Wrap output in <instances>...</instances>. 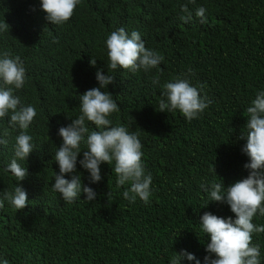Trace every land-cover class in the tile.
I'll return each mask as SVG.
<instances>
[{"label": "trees", "instance_id": "16d2710c", "mask_svg": "<svg viewBox=\"0 0 264 264\" xmlns=\"http://www.w3.org/2000/svg\"><path fill=\"white\" fill-rule=\"evenodd\" d=\"M182 3L187 0H82L70 21L57 26L44 19L38 0H0V22L9 24L0 48L23 59L28 83L18 94L38 113L30 129L36 148L21 182L30 202L17 213L7 204L0 209V255L10 264H170L181 249L203 257L199 215H231L215 204L200 209L207 196L199 185L222 179L227 186L247 175L244 142L236 138L247 106L264 88V0H195L188 7L207 9L203 25L195 16L191 23L180 21ZM119 28L139 31L146 47L164 55L161 83L186 76L213 103L188 122L178 112L155 108L161 96L151 83L156 70L117 71L116 86H109L120 108L113 120L139 132L154 195L148 204L124 199L126 186H117L105 164L103 180L90 185L96 200L82 194L68 204L51 190L58 172L53 156L61 143L57 130L79 115V94L97 86L96 70L107 74L104 39ZM6 128L7 121H0V133ZM12 154L10 139L0 146V191L14 183L4 171ZM254 222L264 224V217ZM253 243L264 256V233Z\"/></svg>", "mask_w": 264, "mask_h": 264}, {"label": "clouds", "instance_id": "9594fccd", "mask_svg": "<svg viewBox=\"0 0 264 264\" xmlns=\"http://www.w3.org/2000/svg\"><path fill=\"white\" fill-rule=\"evenodd\" d=\"M38 2L47 22L63 26L74 16L82 0ZM194 3L195 0H187V3L180 4L183 13L179 16L180 21L188 24L195 16L200 24H207V9L200 6L193 12L188 5ZM8 31L9 24L0 22V36ZM104 47L107 74L103 68L96 70L97 86L79 94V115L67 117L70 123L58 127L61 143L56 146L53 156L58 172L53 177L51 190L68 204L82 199V194L83 199L94 202L97 192L90 185L103 180L102 165L107 164L116 174L117 186H126L122 193L124 199L131 203L139 199L148 204L154 195L153 176L142 159L140 134L113 120L114 114L120 111L109 91L110 85L116 86L115 73L126 70L147 74L156 70L151 83L161 88V96L155 108L166 114L178 112L188 122L200 119L213 100L183 75L161 83L160 65L165 57L160 51L146 47L139 31L116 29L105 37ZM96 61L91 57L90 66L95 67ZM27 83L23 59L10 49L0 48V121H7V128L0 133V146H7L11 139L13 154L4 165V171L14 180L8 189L0 191V209L7 204L16 213L30 202L21 182L29 176L24 164L36 148L30 129L36 121L37 109L32 104L23 103L18 94ZM246 113L243 131L240 130L236 142H244L240 145V152L247 158L242 166L247 175L227 186L222 179L220 182L201 181L199 185L207 196L205 206L200 209L215 204L226 207L231 215H218L212 211L199 215L197 221L199 231L205 237V243H201L205 254L200 257L181 249L175 252L170 264H264L261 246L253 243L254 236L264 233V224L254 222L264 217V88L256 90ZM9 129L17 134L11 137ZM84 173H87V184L84 183ZM0 264L10 262L0 255Z\"/></svg>", "mask_w": 264, "mask_h": 264}]
</instances>
